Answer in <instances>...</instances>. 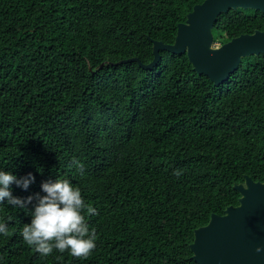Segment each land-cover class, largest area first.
Returning <instances> with one entry per match:
<instances>
[{
  "label": "trees",
  "instance_id": "obj_1",
  "mask_svg": "<svg viewBox=\"0 0 264 264\" xmlns=\"http://www.w3.org/2000/svg\"><path fill=\"white\" fill-rule=\"evenodd\" d=\"M204 1L0 0V171L35 177L15 197L58 178L96 209L88 257L41 256L21 236L32 205L5 201L0 264H197L194 231L238 204L245 176L264 181V54L218 86L186 55L119 64L153 62ZM256 30L264 13L230 10L214 43Z\"/></svg>",
  "mask_w": 264,
  "mask_h": 264
},
{
  "label": "water",
  "instance_id": "obj_2",
  "mask_svg": "<svg viewBox=\"0 0 264 264\" xmlns=\"http://www.w3.org/2000/svg\"><path fill=\"white\" fill-rule=\"evenodd\" d=\"M238 9L264 13V0H205L179 25L174 45L153 42V62L144 64L132 58L119 64L137 62L143 69L153 70L161 61V52L186 55L198 75L206 76L215 86L225 83L244 58L264 54L262 30L213 46L219 16ZM233 189L240 195L238 204L228 206L221 215L211 214L208 224L193 233L189 248L197 264H264V181L245 176ZM258 247L262 249L259 253Z\"/></svg>",
  "mask_w": 264,
  "mask_h": 264
},
{
  "label": "clouds",
  "instance_id": "obj_3",
  "mask_svg": "<svg viewBox=\"0 0 264 264\" xmlns=\"http://www.w3.org/2000/svg\"><path fill=\"white\" fill-rule=\"evenodd\" d=\"M73 165L83 172L84 165L73 160ZM35 177L29 173L26 177L17 178L11 172L0 171V204L7 201L13 208L27 209L32 205L31 223L25 224L21 236L30 247L41 256L50 255L53 250L60 253L68 251L73 257H88L96 247L95 231H89L85 221L88 215L96 214V209L85 204L81 191L69 180L56 179L42 183L39 193L27 198L13 196L11 185L27 190ZM35 201V203H33ZM0 233L7 234V225L0 224ZM256 248V252H261Z\"/></svg>",
  "mask_w": 264,
  "mask_h": 264
},
{
  "label": "rangeland",
  "instance_id": "obj_4",
  "mask_svg": "<svg viewBox=\"0 0 264 264\" xmlns=\"http://www.w3.org/2000/svg\"><path fill=\"white\" fill-rule=\"evenodd\" d=\"M219 36H220V35H219ZM220 45H221L220 42H216V43L213 44L214 47H218V46H220Z\"/></svg>",
  "mask_w": 264,
  "mask_h": 264
}]
</instances>
